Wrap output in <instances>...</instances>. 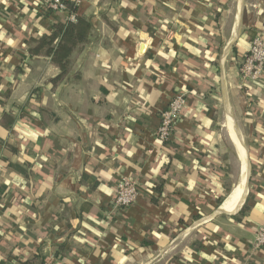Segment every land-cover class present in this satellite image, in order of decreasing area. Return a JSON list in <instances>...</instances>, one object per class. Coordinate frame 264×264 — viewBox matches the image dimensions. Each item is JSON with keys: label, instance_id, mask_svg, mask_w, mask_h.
I'll use <instances>...</instances> for the list:
<instances>
[{"label": "crops", "instance_id": "crops-1", "mask_svg": "<svg viewBox=\"0 0 264 264\" xmlns=\"http://www.w3.org/2000/svg\"><path fill=\"white\" fill-rule=\"evenodd\" d=\"M47 1L0 0V264H264L252 246L264 223V73L248 85L239 75L264 35V0H79L88 40L56 84L59 68L27 42L68 19ZM178 93L186 105L161 146L160 112ZM230 128L248 180L226 212L244 168ZM230 152L239 178L226 190ZM123 176L139 192L113 209Z\"/></svg>", "mask_w": 264, "mask_h": 264}, {"label": "built area", "instance_id": "built-area-1", "mask_svg": "<svg viewBox=\"0 0 264 264\" xmlns=\"http://www.w3.org/2000/svg\"><path fill=\"white\" fill-rule=\"evenodd\" d=\"M73 2L78 5L79 0H74ZM43 9L56 14H66L68 20H73L76 15V12L67 11L63 0H48L43 5ZM263 73L264 35L257 34L251 39L249 50L239 63V75L243 82L254 84L260 80ZM185 105L186 98L184 94L178 93L170 99L167 106L160 112L159 124L155 133L159 142L169 141L173 134L174 125ZM138 192L139 188L135 179L127 176L121 177L116 185V192L111 199L112 208L120 209L131 205ZM252 246L254 248L264 247V223L255 227ZM44 264H54V262L46 261Z\"/></svg>", "mask_w": 264, "mask_h": 264}, {"label": "trees", "instance_id": "trees-1", "mask_svg": "<svg viewBox=\"0 0 264 264\" xmlns=\"http://www.w3.org/2000/svg\"><path fill=\"white\" fill-rule=\"evenodd\" d=\"M64 3L68 12H78V7L74 2L64 1ZM90 28L89 21L82 15H76L73 20L59 18L53 31L49 34L42 35L37 39L30 38L27 41L30 45L31 55L49 56L51 62L59 68L58 75L51 80L54 84L67 76L69 56L79 44H83L88 40ZM11 119L9 114H4L3 124L7 125L11 122ZM166 144L167 141L160 142L161 146ZM157 188L161 190L160 187ZM221 201L222 199H218V203ZM10 258L11 262L15 264H44L46 262L39 255L30 259Z\"/></svg>", "mask_w": 264, "mask_h": 264}, {"label": "bare ground", "instance_id": "bare-ground-1", "mask_svg": "<svg viewBox=\"0 0 264 264\" xmlns=\"http://www.w3.org/2000/svg\"><path fill=\"white\" fill-rule=\"evenodd\" d=\"M230 135L232 139L234 140L236 146H238L239 152L241 153V156L243 158L242 165H244L243 166L244 168H242L241 170L242 171L241 179L239 180V182H236L237 184L235 183L236 185L233 187V190H231L230 196L220 208L221 210L226 211V212H233L239 206L241 199H242L241 197L245 189V182L247 178V170L245 171V168L248 169L244 147L242 143L240 142L239 137L237 136V134L232 128H230Z\"/></svg>", "mask_w": 264, "mask_h": 264}, {"label": "rangeland", "instance_id": "rangeland-1", "mask_svg": "<svg viewBox=\"0 0 264 264\" xmlns=\"http://www.w3.org/2000/svg\"><path fill=\"white\" fill-rule=\"evenodd\" d=\"M245 83V82H244ZM246 84H248V83H245L244 85H246ZM230 155V156H229ZM230 158H231V164H230ZM227 160H228V163H226L225 164V166H224V172L227 174V175H229L228 177H230L229 179H231V180H229L228 182H227V187H226V190H228L227 188H230V186H231V182L234 180V181H236V179L237 178H239L238 177V170H239V161H238V159H237V156H236V154H234V156L231 154V152H230V154L228 153V158H227ZM238 174V175H237ZM227 192V191H226Z\"/></svg>", "mask_w": 264, "mask_h": 264}, {"label": "water", "instance_id": "water-1", "mask_svg": "<svg viewBox=\"0 0 264 264\" xmlns=\"http://www.w3.org/2000/svg\"><path fill=\"white\" fill-rule=\"evenodd\" d=\"M247 180H248V177H247V179H246V182H247Z\"/></svg>", "mask_w": 264, "mask_h": 264}]
</instances>
